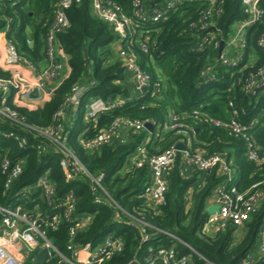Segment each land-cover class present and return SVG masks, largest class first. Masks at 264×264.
<instances>
[{"label":"trees","instance_id":"trees-1","mask_svg":"<svg viewBox=\"0 0 264 264\" xmlns=\"http://www.w3.org/2000/svg\"><path fill=\"white\" fill-rule=\"evenodd\" d=\"M58 1L0 0V32L6 30V37L15 42L18 51L39 66L46 60V33ZM104 1L115 2L125 13H132L133 0ZM166 1L147 0V5L150 8L154 6L163 9ZM218 1L223 6V12L214 17L216 28L211 30L201 29L199 23L203 11L210 5L209 0H180L176 9L170 11L167 17L142 23L140 29L145 31L143 38L149 36V54L135 42L132 43V48L139 58L140 66L151 74L153 82L159 81L161 86L156 91L150 86L140 98H135L131 86L122 83L129 73L121 58L117 55V58L113 57L112 46L118 42L116 32L93 14L92 0L73 4L67 10L70 26L58 34L57 38L60 48L70 57L69 76L53 89L41 106L27 103L18 91L13 90L6 107L9 112L17 114V119L8 114H0V130H14L20 137L28 138L27 146L22 148L18 146L17 140L0 136V150L6 151L12 159L21 158L24 162V172L15 190L18 187L35 185L39 176L48 170L55 185V199L64 201L69 193H73L76 201L73 217H91L89 226L75 237V243H89L96 247L109 233L124 242V250L104 264H129L135 259L144 262L149 249L161 245L167 248L175 245L180 255L188 253L184 244L154 228L179 235L219 264H242L258 242L264 218V201L247 224L246 235L238 244H235L233 236L236 230L231 226L216 232L214 236L201 233V227L209 216L205 208L207 198L225 181L218 169L207 173L203 185L195 186L199 172L185 177L176 163L168 174L166 205L155 210L140 197L143 185L150 179L151 170L148 165L138 167L132 164L128 171L126 167L129 166L130 155L134 154L146 138L147 130L129 132L125 143L113 141L95 151L84 148L85 139L108 128L119 118L140 119L160 125L168 120L170 114L183 115L199 110L207 114V117L202 120H183L193 127V150L200 149L206 154L219 153L226 157V162L234 171L233 184L240 191L251 188L255 183L264 184V167H258L247 160L244 140L231 136L228 130L215 126L209 119H229V102L232 100L240 110H244L245 113L241 117L244 122L256 121L253 128L254 137L259 145L264 146V91L259 97H252L244 91L241 84L236 83L239 77L264 66V50L257 45V39L264 31V26L255 24L248 29L247 47L237 66L219 63V47H214L211 43L204 49H199V42L210 34L214 35L215 41L227 42L232 33V26L247 16L242 0ZM208 66L212 69L204 74ZM14 72V69L0 66L2 78H11ZM212 75L215 78H210ZM78 85L87 87L74 116L72 106L67 107L66 101L73 88ZM98 97L106 101L121 97L126 102L103 113L97 123H94L85 114L88 103ZM60 109H63L64 114L58 117L57 112ZM61 125L64 128L62 135L67 137V145L87 168L93 173L106 172L104 185L120 206L128 213L143 217L151 223L153 228L146 229L151 239L145 240L141 229L134 227L129 222V216L123 211L108 204H95L94 195L85 178L68 181L60 166L61 153L51 151L44 155L38 154L36 144L41 140L46 143L48 141L45 137L38 136L31 127L60 132ZM163 134L164 140L158 141L154 147L152 143L147 144L149 154H157L182 138L173 130ZM157 146H163L162 150H156ZM2 182L1 179L0 196L3 191ZM191 188L192 193L189 194ZM2 198L4 196H1ZM18 202L35 213L41 212L44 217L62 212V209H53L38 189L33 191L30 199L20 198ZM70 224L63 219L58 228L47 230V237L66 255H69L67 244L70 242ZM194 259L198 262L197 257ZM48 264L68 263L56 257Z\"/></svg>","mask_w":264,"mask_h":264},{"label":"built area","instance_id":"built-area-1","mask_svg":"<svg viewBox=\"0 0 264 264\" xmlns=\"http://www.w3.org/2000/svg\"><path fill=\"white\" fill-rule=\"evenodd\" d=\"M81 1L59 0L56 4L53 19L46 33L45 65L39 66L29 61L18 51L15 42L6 37L4 56L0 58V63L7 67L16 66L17 70L9 79L0 77V114H8L13 119H17V114L9 112L6 107L7 100L13 90L18 91L24 101L35 106L39 105L33 101L44 102L49 97L51 94L48 90L49 83L60 81L63 68V62L59 57L58 34L66 31L70 26L68 8L73 4L81 3ZM179 1L167 0L165 7L158 9L154 6L150 8L147 5V0H133L132 13L127 14L115 2L92 0L93 14L109 24L116 32L118 41L121 42L122 46L120 57L123 66L128 73L133 74L135 90L141 93V96H144L150 86H153V91H156L161 84L159 81L153 82L151 74L140 66L139 58L132 48V43L135 42L144 52L149 54L147 44L149 36L143 38L145 31L141 30L140 26L142 23L155 22L167 17L170 11L176 9ZM209 1V7L203 11L199 20L200 28L203 30L216 28L214 17L220 16L223 12V6L218 0ZM242 5L247 17L236 23V29L232 31L229 40L224 41L221 56L218 58L219 63L237 66L241 62L242 53L247 47L246 34L248 29L255 24L264 26V0H242ZM192 25L195 26L194 23ZM147 31L150 32V30ZM221 42L215 41L214 35L210 34L201 39L199 49H204L211 43L214 44V47L220 48ZM257 45L264 50V31L258 37ZM231 49L237 51V55L230 56L228 50L231 51ZM211 69L212 67L208 66L203 73L207 74ZM210 78L215 77L212 75ZM236 83L241 84L244 91L250 96L259 97L260 93L264 91V66L246 76L239 77ZM144 86H146L145 91L142 90ZM85 88L86 86H75L72 94L67 98L66 106H72L74 116L77 114L78 105L84 96ZM125 102L126 100L120 97L107 101L100 97L93 98L87 105L85 115L97 123L103 113L114 110ZM229 107L231 109L229 119L211 117L209 119L215 126L228 130L231 136L242 138L246 145L245 156L247 160L258 167H264V146L257 143L253 133L256 121L244 122L241 117L245 112L240 110L234 101L229 102ZM63 114V109L57 112L58 117L63 116ZM204 117H207V114L194 110L192 113H184L183 115L170 114L164 124L156 125V123L151 122L161 129L173 130L181 135L182 138L179 141L184 143L185 149L178 150L175 143L157 154H149L144 144L137 147L134 158L135 164L138 167L148 165L151 170L150 179L143 185L140 197L152 205L155 210L166 205L169 189L168 174L181 156L198 171L218 169L219 173L225 177V181L217 187L216 191V203L219 205V210L208 216L201 227V233H216L229 226L234 227L235 230L245 228L252 216L261 208L264 201V184L263 182L255 183L251 188L240 191L233 184L234 171L226 162V157L219 153L206 154L200 149L193 150V134L191 133L193 127L183 120L185 118L202 120ZM146 122L149 121L134 118L116 119L108 128H104L94 136L85 139L84 148L95 151L113 141L125 143L127 139L122 135V132H140L146 128ZM31 128L38 133V136H43L48 141L46 143L41 140L36 144L35 147L39 155L51 151L61 153L60 166L68 181L85 178L94 195L95 204H108L123 211L129 216V222L134 227L141 229L144 239H151V235L146 231L149 227L153 228L151 223L143 217L128 213L120 206L104 185L106 172H91L67 145V137L62 135L63 125L60 126V132L53 129ZM88 130L89 128L86 129V131ZM0 136L17 140L18 146L22 148L28 144V138L20 137L14 130L10 132L0 130ZM23 172L24 162L21 158L12 159L6 151L0 150V180H3L1 196H4L2 199L0 196V264H27L26 260L29 255L38 252L43 247L49 248L51 261L53 258L59 257L60 261L68 264H104L124 250V242L114 236L113 233H109L104 241L96 247L89 243H75V237L89 226L91 217H73L76 207L73 193H69L64 201L55 199V185L50 179L48 170L39 176L35 185L22 186L15 190ZM35 189L41 191L42 196L53 209H62V212L44 217L41 212L35 213L33 210L27 209L23 203L18 202L20 198L30 199ZM34 200L32 199V201ZM63 219L71 223L69 226L70 242L67 244L69 255L57 248L47 237V230L58 228ZM154 229L184 244L188 253L180 255L175 245L169 248L161 245L157 248L151 247L144 258V262L135 259L129 264H219L202 254L179 235L170 231ZM255 251L258 253L257 257H254ZM194 257H197L198 262L195 261ZM35 261L34 254L30 262L35 264ZM242 264H264V218L260 227L257 246L247 254Z\"/></svg>","mask_w":264,"mask_h":264},{"label":"crops","instance_id":"crops-1","mask_svg":"<svg viewBox=\"0 0 264 264\" xmlns=\"http://www.w3.org/2000/svg\"><path fill=\"white\" fill-rule=\"evenodd\" d=\"M5 40H6V30L3 31V32H0V58H2L4 56ZM118 42H119V44H121L120 41H118ZM30 43H32V45H33V41L32 40L30 41ZM228 54H230V56H234V55H237V51L231 49V51L228 50ZM59 57H60L61 61L63 62V68H62V71H61V74H60V81H62V80H64L65 78H67L69 76V74L71 72V67L69 65V58H70L69 55L66 54L60 48V46H59ZM45 64H46V60L41 65H45ZM0 66L2 68H5V69L9 68V69H14L15 71L17 70L16 66H12V67H9L8 66L7 67V66L2 65V63H0ZM59 82H50L49 83L48 90H49L50 93L58 85ZM122 83L125 84L126 86H131L133 88V92L135 94V98L136 97L137 98H140L141 97V93H139V92H137L135 90V80H134L133 74L129 73L128 76L126 77V79ZM33 102L36 103L37 105L41 106V105L44 104L45 101L44 102L33 101ZM145 130H147L146 138L143 140V142L141 144H144L146 146V148H147V144H149V143H152V145H153L152 147H154V145H156V143H158V141L161 142L162 140H164L165 135L163 133L170 131L169 129H161V127H158V126H155V125H153V129L152 130H149L147 128H145ZM122 135L126 139L129 138V132L126 133L124 131V132H122ZM162 148H163V146H157L155 149L159 151V150H162ZM134 158H135V152H134V154L130 155V157H129V160H128L129 166L126 167V170L127 171L131 168V165L132 164H135V162H134L135 159ZM177 160H178V162L176 161V163H178V168H179L181 174L184 175L185 177L193 176L194 173L199 172V176H198L199 179H198V181H197V183H196L195 186H201V185H203L204 182L206 181V175H207V173H209V172L212 171V170L211 171H198L195 168H193L190 164H188L181 156ZM192 188H193V186H192ZM192 188L189 191V194L192 193ZM216 191H217V188L212 193V195L207 198V201H206V204H205V208H206L207 213H208V208L209 207L217 204L216 203V197H217V192ZM188 198H189V196H188ZM208 214L211 215L210 213H208ZM240 229H244V228H240ZM205 234L206 235H210V236H214L215 235V232H212V233H210V232L207 233L206 232ZM38 252L31 253L29 255V257L27 258L26 263L27 264H32V262H30V261L33 258L34 254H35V257H36V255H37ZM257 254L258 253L255 251L254 257H257ZM50 262H51V260H49V261H47L45 263H37V261H35V264H48Z\"/></svg>","mask_w":264,"mask_h":264},{"label":"water","instance_id":"water-1","mask_svg":"<svg viewBox=\"0 0 264 264\" xmlns=\"http://www.w3.org/2000/svg\"><path fill=\"white\" fill-rule=\"evenodd\" d=\"M224 40L221 42V45H220V48L218 50V58H220L221 56V53H222V50H223V47H224ZM30 45H32V43H30ZM143 91L146 90V86L143 87L142 89ZM145 127L149 130H152L153 129V124L151 122H146L145 123ZM176 148L180 151L184 150L185 149V145L183 142L179 141L177 142L176 144ZM219 210V205L216 204V205H213L211 207L208 208V213L210 214H214L215 212H217ZM51 258L50 256V251H49V248L48 247H43L36 255V261L37 263H45L47 261H49Z\"/></svg>","mask_w":264,"mask_h":264},{"label":"rangeland","instance_id":"rangeland-1","mask_svg":"<svg viewBox=\"0 0 264 264\" xmlns=\"http://www.w3.org/2000/svg\"><path fill=\"white\" fill-rule=\"evenodd\" d=\"M235 29H236V23L232 26V31H234ZM112 47H113V51H114L113 57L117 58L116 55L118 57H120V51H121V48H122L121 44H119V42H115ZM246 231H247V226L244 229H236V231H234L233 236H234L235 244H238L239 242H241V240L246 235ZM256 244H257V242H256ZM256 244H255L254 248H256V246H257ZM253 249H252V251H253Z\"/></svg>","mask_w":264,"mask_h":264}]
</instances>
